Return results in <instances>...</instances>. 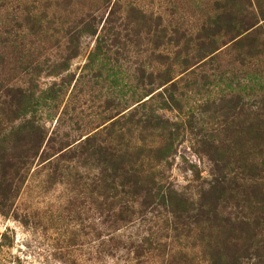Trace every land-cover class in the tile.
Segmentation results:
<instances>
[{"label":"trees","instance_id":"16d2710c","mask_svg":"<svg viewBox=\"0 0 264 264\" xmlns=\"http://www.w3.org/2000/svg\"><path fill=\"white\" fill-rule=\"evenodd\" d=\"M243 1L223 0L216 16L194 32L181 24H162L158 15L154 48L132 73L103 51L105 43L95 41L84 69L95 84L107 82L110 96L86 114L87 123L96 122L99 129L93 133L77 132L79 120L69 116L73 135L59 129L66 111L50 130L46 121L75 76L63 72L78 55L81 37L94 32L89 12L71 19V0H63L67 14L56 20L47 16L46 1L39 7L38 0H0V72L8 68L0 76L1 205L19 194L26 180L38 179L44 190L65 182L67 206H89L85 234L92 264L118 263L121 253L129 264H264V2ZM46 38L54 49L62 47L59 60H39L35 51L49 48ZM120 41L115 32L108 43L124 49ZM161 45L174 49L163 52ZM225 45L232 62L222 70L218 53ZM46 71L59 80L41 88ZM210 78L222 87L198 118L186 112L170 120L160 112L182 106L186 97L180 88L208 84ZM135 98L134 106L128 105ZM108 109L117 110L105 117ZM205 114L220 117L209 131ZM188 130L194 131L195 151L209 163L208 176L201 177L189 164L184 169L193 177L181 185L170 172L175 145ZM77 214L82 220L81 211ZM63 262L81 264L76 258Z\"/></svg>","mask_w":264,"mask_h":264},{"label":"rangeland","instance_id":"374dc122","mask_svg":"<svg viewBox=\"0 0 264 264\" xmlns=\"http://www.w3.org/2000/svg\"><path fill=\"white\" fill-rule=\"evenodd\" d=\"M45 1L48 3L46 8L48 17L54 15L56 20H60L67 14V11L64 10L63 0H38L37 5L42 7ZM222 1L71 0V7L74 12L69 18L72 19L81 12H89V22L93 24L89 28L94 30V32L81 37L78 55L70 60L68 70L63 72L64 75L71 73L75 76L58 110L48 111L51 112V115L46 121V127L49 130L54 127L57 115L66 111V116L63 119L65 123L59 127L60 131H70L71 122L68 120L69 116L74 120L77 117L80 126V130L77 132L81 134L86 132L90 134L99 130L95 129L96 122L94 124L87 123L86 114L92 113L95 105L100 103L99 100H102L105 96H110V93L106 91V81H104L103 85H101L100 81L95 84V80L87 76L89 69H84L86 64L89 68V60L87 58L89 57V52L95 48V41L100 40V43H105L103 51H108V54L116 58L122 69L128 67L129 72L132 73L136 62L154 48L152 44L153 26L156 24L158 15H161L162 24H168V22L170 24H181L190 32H194L206 21L207 17L216 16L220 11ZM242 2L244 1L242 0ZM259 2H264V0H259ZM246 19L248 18L242 14V22H246ZM115 32L119 33L120 42L126 43L124 49L120 47L121 44L109 45L108 42H110ZM248 34V37H255L254 39L257 41L262 38V34L256 33L255 36L253 33ZM228 35L231 36V34ZM228 35H226V38L219 37L217 44L221 45V41H226ZM102 39L104 40L102 41ZM45 40H48V38ZM49 40L46 41L48 49L42 50L39 48V54L36 51L35 53L39 56V60L47 57L49 63H51L53 60L60 59L62 47L54 49L51 47L52 41ZM165 46L161 45L159 47L160 50L165 52L174 49L172 45L169 47L168 45ZM191 48L194 47L191 46ZM219 50L217 63L223 68L222 70L230 69L228 63L232 62V55H229L228 51L231 53L232 51L229 45L222 46ZM12 60L13 58L9 57L7 62L12 64ZM152 64L155 65L154 63ZM251 66H254V64ZM7 69H3L0 72V76H3L4 70L6 71ZM246 71L252 77L254 76L253 67L246 68ZM212 72L215 73L216 71L210 69L207 71L208 74ZM79 74L82 76H78ZM58 80L59 77L47 74L46 71L41 74L39 84L41 88H45L53 81ZM209 80L210 83L208 84L197 82L192 87L180 88V91L186 97L182 106L176 108L175 105H171V108L169 107L160 112L170 120L184 117L186 112H192L198 118L200 112L211 108L207 106L206 101L217 97L222 87L221 84L218 85L217 79L213 80L210 78ZM73 84L75 86L70 93ZM136 93L140 95L141 91L139 90ZM135 100L136 98L132 101L129 100L127 102L128 105L134 106ZM124 102L117 106L118 110L123 108ZM72 106L76 108L71 109ZM88 106L89 109L87 108ZM79 109L82 110L81 113ZM117 109L106 110L105 117L112 116ZM208 113L210 112L208 111ZM216 115L218 116L219 114ZM203 119L204 129L209 131L210 128L215 126L214 122L218 121L220 117L211 118L210 115L205 114ZM70 132L73 135L77 134L74 130ZM193 133V130L192 133L189 130L186 133H181L175 145L176 154L170 173L172 179L181 185L193 177L190 171L184 169L185 166L190 168L189 164L197 167L195 172H199L201 177L208 176L209 163L202 154L195 151L199 150V147ZM38 182V179L26 180L24 185L22 184V188H20V193L11 202L8 201L6 206L0 203V264H65L63 261L70 262L75 258L81 264H92L89 261V235L85 234L89 226V206L85 204L81 209L68 207L65 203L67 193L65 182L46 190L39 187ZM78 211H81L82 220L77 217ZM77 228L80 231L79 235L75 231ZM73 234L75 235L74 241H68L72 239ZM71 243L72 245H70ZM119 257L118 263L108 259L94 264H129V260H126L123 253Z\"/></svg>","mask_w":264,"mask_h":264}]
</instances>
